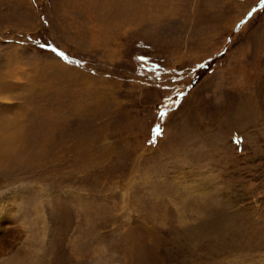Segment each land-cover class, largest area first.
Masks as SVG:
<instances>
[{
    "label": "rangeland",
    "instance_id": "obj_1",
    "mask_svg": "<svg viewBox=\"0 0 264 264\" xmlns=\"http://www.w3.org/2000/svg\"><path fill=\"white\" fill-rule=\"evenodd\" d=\"M0 215V264H264V2L0 0Z\"/></svg>",
    "mask_w": 264,
    "mask_h": 264
},
{
    "label": "snow or ice",
    "instance_id": "obj_2",
    "mask_svg": "<svg viewBox=\"0 0 264 264\" xmlns=\"http://www.w3.org/2000/svg\"><path fill=\"white\" fill-rule=\"evenodd\" d=\"M262 2H264V0H262ZM253 11H255V9H253ZM249 15H251V13H249ZM41 46L44 47L45 45H41ZM47 47H51V45H47ZM53 50L55 51V49H53ZM57 54L60 55L63 59L68 60V57L65 56L63 53L58 52ZM137 59L140 60V61H145L147 58L146 57H137ZM197 67H202V65H198ZM150 70L156 71L157 74H158L159 71H160V66L156 65V64H153V65H151ZM194 70L195 69H193V71ZM177 95L178 96H182L183 92H178ZM170 101H171L170 97H165L163 103L160 105V111H159L158 115H159V118L161 120H163V118L166 115V110H167V107H168ZM153 134L154 135L160 134V125H156L155 126V128L153 129Z\"/></svg>",
    "mask_w": 264,
    "mask_h": 264
},
{
    "label": "bare ground",
    "instance_id": "obj_3",
    "mask_svg": "<svg viewBox=\"0 0 264 264\" xmlns=\"http://www.w3.org/2000/svg\"><path fill=\"white\" fill-rule=\"evenodd\" d=\"M8 139H11V140H13L14 141V139L17 137V132L15 131V130H8L7 131V134L5 135ZM13 145H14V143H12ZM20 147V146H19ZM6 150V152L9 154V152L11 151V150H13L12 148H11V144H8V150L7 149H5ZM1 216V215H0ZM1 219H3V218H1Z\"/></svg>",
    "mask_w": 264,
    "mask_h": 264
}]
</instances>
